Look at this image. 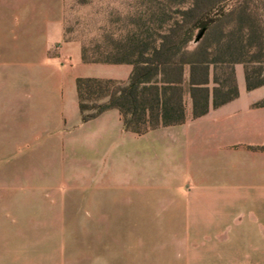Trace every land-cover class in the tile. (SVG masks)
<instances>
[{
	"label": "crops",
	"instance_id": "0c3cea01",
	"mask_svg": "<svg viewBox=\"0 0 264 264\" xmlns=\"http://www.w3.org/2000/svg\"><path fill=\"white\" fill-rule=\"evenodd\" d=\"M63 4L0 0V184L13 216L29 183L47 192L31 212L54 229L79 224L80 257L0 264H264V106L237 96L192 118L190 105L185 122L140 135L116 108L83 121L85 66L119 80L132 66L83 62L64 40Z\"/></svg>",
	"mask_w": 264,
	"mask_h": 264
},
{
	"label": "trees",
	"instance_id": "16d2710c",
	"mask_svg": "<svg viewBox=\"0 0 264 264\" xmlns=\"http://www.w3.org/2000/svg\"><path fill=\"white\" fill-rule=\"evenodd\" d=\"M174 12L158 28L113 41L103 57L81 47L83 62L132 66L126 80L76 77L83 121L116 108L123 128L138 135L181 124L186 98L196 118L238 96L236 64L246 90L264 84V0H190ZM252 105L264 106V97Z\"/></svg>",
	"mask_w": 264,
	"mask_h": 264
},
{
	"label": "rangeland",
	"instance_id": "374dc122",
	"mask_svg": "<svg viewBox=\"0 0 264 264\" xmlns=\"http://www.w3.org/2000/svg\"><path fill=\"white\" fill-rule=\"evenodd\" d=\"M189 1L64 0V40L78 43L80 48L84 46L90 57H103L104 49L110 47L113 41L158 28L175 15V8ZM105 67L86 65V76L100 73L107 69ZM236 80L239 99L244 103L252 104L264 97V85L250 91L245 89L241 64L236 65ZM190 105L189 98H186V108ZM77 169L79 171V167H74V176H79ZM34 189L29 183V188L24 190L25 213L17 215V220L16 215L10 214L18 205L17 198L11 196V191L3 190L0 184V257H80L79 224L75 229H54L49 220L50 214L32 213V209L49 201L47 192L38 187ZM66 217V224L70 227L75 225V217L79 215L69 214Z\"/></svg>",
	"mask_w": 264,
	"mask_h": 264
},
{
	"label": "water",
	"instance_id": "95a60500",
	"mask_svg": "<svg viewBox=\"0 0 264 264\" xmlns=\"http://www.w3.org/2000/svg\"><path fill=\"white\" fill-rule=\"evenodd\" d=\"M204 29H200L199 32L197 33L196 37H195V41H198V39L201 37L202 33H203Z\"/></svg>",
	"mask_w": 264,
	"mask_h": 264
}]
</instances>
